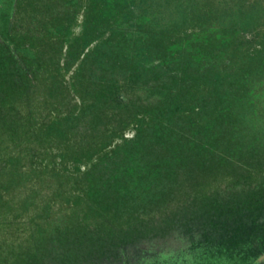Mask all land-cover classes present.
Wrapping results in <instances>:
<instances>
[{
    "label": "rangeland",
    "instance_id": "1",
    "mask_svg": "<svg viewBox=\"0 0 264 264\" xmlns=\"http://www.w3.org/2000/svg\"><path fill=\"white\" fill-rule=\"evenodd\" d=\"M0 264H264V0H0Z\"/></svg>",
    "mask_w": 264,
    "mask_h": 264
}]
</instances>
